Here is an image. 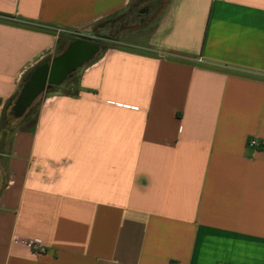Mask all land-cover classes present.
Instances as JSON below:
<instances>
[{"label": "crops", "instance_id": "0c3cea01", "mask_svg": "<svg viewBox=\"0 0 264 264\" xmlns=\"http://www.w3.org/2000/svg\"><path fill=\"white\" fill-rule=\"evenodd\" d=\"M132 2L0 0V123ZM132 31L6 140L0 264H264V0H169Z\"/></svg>", "mask_w": 264, "mask_h": 264}, {"label": "trees", "instance_id": "16d2710c", "mask_svg": "<svg viewBox=\"0 0 264 264\" xmlns=\"http://www.w3.org/2000/svg\"><path fill=\"white\" fill-rule=\"evenodd\" d=\"M132 4L125 9L122 12L117 13L116 15H113L111 17H108L98 23L96 25L95 29H100L95 31L94 36H85V35H78L73 40L78 42H91L94 43L96 46L99 47L100 51L103 52L111 47L119 46L120 40L115 39L112 34L117 30L119 24L121 22L125 21L127 18H129L132 15ZM42 65L34 69L32 72H30L24 79L22 88L20 92L17 94V96L10 102L11 109L10 111H6L3 113L0 123V151L2 150L6 140L14 133L16 130L18 124L14 127L13 125H10L11 118H13L15 121L20 120V126L22 129H28L30 126V116L36 115L37 107L33 106L31 104L27 107V109L24 112L19 111L18 109V100L21 94L29 87L30 83L32 82L33 75L36 72L37 69H39ZM23 125V126H22Z\"/></svg>", "mask_w": 264, "mask_h": 264}, {"label": "water", "instance_id": "95a60500", "mask_svg": "<svg viewBox=\"0 0 264 264\" xmlns=\"http://www.w3.org/2000/svg\"><path fill=\"white\" fill-rule=\"evenodd\" d=\"M99 52V47L94 43L76 41L51 65L37 69L29 87L19 97V111L24 112L46 88L60 84L70 72L91 61Z\"/></svg>", "mask_w": 264, "mask_h": 264}, {"label": "rangeland", "instance_id": "374dc122", "mask_svg": "<svg viewBox=\"0 0 264 264\" xmlns=\"http://www.w3.org/2000/svg\"><path fill=\"white\" fill-rule=\"evenodd\" d=\"M168 1L169 0H134L131 9L132 15L125 21L121 22V24H119L117 30L112 34V36L115 39L120 40L121 42L128 43L129 39H132V37L128 36L130 31L144 27L148 29L151 24H153L157 20L163 9L166 7ZM58 88H62V86L55 85L51 88H46L42 94ZM33 104H35L34 101ZM37 106L38 102H36L35 104V107ZM10 109L8 110V112L10 111ZM16 124H18L17 128L20 127V120L15 121L13 118H11L10 125H13L15 127Z\"/></svg>", "mask_w": 264, "mask_h": 264}, {"label": "built area", "instance_id": "2783aa9c", "mask_svg": "<svg viewBox=\"0 0 264 264\" xmlns=\"http://www.w3.org/2000/svg\"><path fill=\"white\" fill-rule=\"evenodd\" d=\"M248 145L249 147L258 150L264 146V142H259L257 139L252 138L249 140ZM25 244L37 255L43 254L46 250L40 239H31L26 241Z\"/></svg>", "mask_w": 264, "mask_h": 264}]
</instances>
